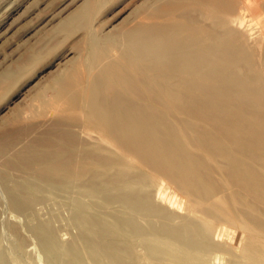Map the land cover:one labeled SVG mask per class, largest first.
Returning <instances> with one entry per match:
<instances>
[{"label": "rangeland", "instance_id": "374dc122", "mask_svg": "<svg viewBox=\"0 0 264 264\" xmlns=\"http://www.w3.org/2000/svg\"><path fill=\"white\" fill-rule=\"evenodd\" d=\"M160 1L0 0V264H58L61 260L42 253L36 237H50L66 250L76 246L74 239L83 237L86 226L107 240L109 252L118 250L114 260L120 264H165L163 255H152L163 242L173 254L185 244L173 264H264V121L250 119L248 127L259 132L249 133L247 151L241 141L200 151L184 142L200 163L195 168L189 156L181 157L191 172L188 179L175 168L177 159L166 166L168 175L128 167L137 164L132 158L117 171L118 166H111L119 162L116 148L101 138L102 130L114 123L97 124L78 98L56 86L67 73L85 89L90 39L110 41L105 55L117 57L126 45L111 38L145 23L148 10ZM263 3L256 1L261 12L245 14L243 27L234 26L246 39L238 67L254 71L261 91L256 98L239 94L230 104L264 105ZM187 16L197 27L211 25L208 14L195 5ZM75 80L70 78L68 86ZM153 109L164 110L158 104ZM260 113L264 116V108ZM127 167L126 173L132 179L138 174L140 181L130 183L131 198L126 199L136 200L144 217L130 216L132 204L128 211L121 209L119 202L125 199L113 189L114 177L123 181L120 173ZM92 191L93 203H101L97 209L104 206V214L80 211ZM15 201L25 205L21 213L13 207ZM151 223L160 235L174 230L171 238L178 241L152 242ZM123 227L126 234L152 233L125 236Z\"/></svg>", "mask_w": 264, "mask_h": 264}, {"label": "bare ground", "instance_id": "6f19581e", "mask_svg": "<svg viewBox=\"0 0 264 264\" xmlns=\"http://www.w3.org/2000/svg\"><path fill=\"white\" fill-rule=\"evenodd\" d=\"M256 1L164 0L148 10L145 23H138L135 28H127L130 30L111 38L126 45L122 48L123 52H119L115 58L105 55L107 45H111L110 41L99 43L97 39H90L87 48L91 60L86 63L88 68L85 66L89 70V80L87 84L84 83L86 86L83 85L85 89L77 83L76 76L67 73L60 77L56 86L78 98L79 104L90 110L91 118L97 124L104 121L114 123L101 133V138L116 148L115 154L119 162H112V168L118 166V171L122 162L132 158L137 164L123 165L140 170L151 168L168 175L166 166H173L177 159L179 164H174L175 168L183 176L187 175V178L190 177V170L181 157L189 156V161L191 160L195 168L200 163L198 157L188 152V146L186 148L183 145L186 141L199 151L217 149L226 143L235 144L239 141L244 143L245 151L248 150L249 133L259 132L248 127L253 122L250 119L258 117L255 118L258 123L264 121V116L260 113L264 105H260L261 102L250 105L241 102L230 104L229 99L239 97V94L255 97L261 91L255 82L257 76L254 71H243L238 67L245 55L243 45H246V39L235 31L236 28L243 27L247 12H261ZM191 5L208 14L211 25L206 27L209 28L193 25L187 16ZM262 11L264 13V3ZM70 78L75 82L68 86ZM155 104L164 109L163 112L160 110L162 113L153 109ZM232 110L235 114L229 112ZM168 116L172 121L166 122ZM225 156L233 163L230 155ZM194 166L192 169H195ZM128 167L123 168L125 170L120 173L123 181L117 179V176L114 177L113 189L125 199V203L122 200L119 202L121 209L128 211L132 204L135 208L131 210L133 213L130 212V216L144 217L145 210H141L139 203L126 199L131 198L130 183L140 177L137 174L132 179L126 173ZM84 197L89 203L86 202L87 205L81 207L80 211L93 209L100 214L105 213L104 206H98L97 209V205L101 203H93V191ZM12 205L20 213L25 206L21 201H15ZM98 225L102 226L103 223ZM150 229L153 234L149 240L152 242L178 241L171 238V235L175 236L174 230L167 233L168 238L167 234H157L154 225ZM146 232L138 230L126 234L124 227L122 230L125 236ZM147 233L149 235L152 232ZM82 235L83 237L74 239L76 246L66 250L53 245L50 237L39 235L36 238L39 239L42 253L51 260H61L58 264H85L88 260L92 264H103L105 261L107 264H120V261L114 260L119 257L118 250L109 252L105 246L107 240H100L102 236L96 234L94 229L92 231L86 226ZM176 235L180 236L179 233ZM188 237L191 238L190 235ZM163 244L162 247L154 249L152 255L156 256L155 259L158 258L157 255H163V263L173 264L172 261L177 258L175 255L185 244L181 243L176 254L166 247V243Z\"/></svg>", "mask_w": 264, "mask_h": 264}]
</instances>
